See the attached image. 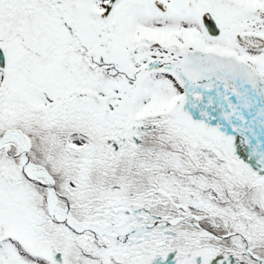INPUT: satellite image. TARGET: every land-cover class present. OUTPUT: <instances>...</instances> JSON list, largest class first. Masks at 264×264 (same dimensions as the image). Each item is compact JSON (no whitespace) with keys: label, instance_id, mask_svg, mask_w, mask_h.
<instances>
[{"label":"snow or ice","instance_id":"obj_1","mask_svg":"<svg viewBox=\"0 0 264 264\" xmlns=\"http://www.w3.org/2000/svg\"><path fill=\"white\" fill-rule=\"evenodd\" d=\"M0 264H264V0H0Z\"/></svg>","mask_w":264,"mask_h":264}]
</instances>
